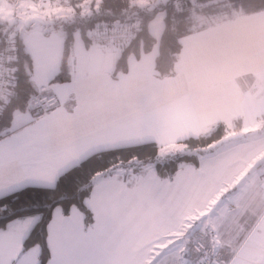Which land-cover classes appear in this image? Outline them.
<instances>
[{
  "label": "crops",
  "instance_id": "obj_1",
  "mask_svg": "<svg viewBox=\"0 0 264 264\" xmlns=\"http://www.w3.org/2000/svg\"><path fill=\"white\" fill-rule=\"evenodd\" d=\"M33 1L52 19L71 12L59 0ZM31 28L24 26L23 36L36 70L33 82L47 85L57 99L36 116L14 113L17 129L0 139V196L28 185L53 186L62 172L100 150L148 141L164 149L242 118L239 139L172 179L152 168L139 176L121 169L101 175L86 199L93 215L88 224L78 208L68 215L54 208L46 264H197L198 238L215 264H264V180L254 176L256 188L219 189L246 180L247 164L257 167L254 158L264 152V132L249 135L262 129L264 115V9L183 36L174 73L164 78L154 74L158 48L130 56L128 70L114 76L124 40L88 41L74 45L70 81L54 82L63 38ZM225 192L235 199L218 205ZM35 222L34 216L18 218L0 230V264H38V245L21 251Z\"/></svg>",
  "mask_w": 264,
  "mask_h": 264
},
{
  "label": "trees",
  "instance_id": "obj_2",
  "mask_svg": "<svg viewBox=\"0 0 264 264\" xmlns=\"http://www.w3.org/2000/svg\"><path fill=\"white\" fill-rule=\"evenodd\" d=\"M148 1L59 0V3L68 6L71 12L66 17L53 18L52 22L45 24L48 29H45V26L43 30L44 35L58 33L63 38L59 69L52 81L67 82L71 79L69 61L74 50L76 31L80 32L87 43L93 42L90 40L92 34L118 29L113 27L114 23L124 22L132 25L130 30L133 35L124 43L115 60L113 75L118 76L128 70L130 56H140L153 48L156 37L151 33L149 23L162 11L163 29L157 42L154 74L158 78H164L174 73L183 36L232 18L236 14L264 9V0H163L154 5H150ZM14 26L15 22L10 24L0 18V54L7 39L11 41L7 60L8 88L0 99V139L17 129L12 128L15 112L29 111L36 116L55 106L42 110L32 103V98L39 93L40 86L37 88L33 82V61L26 49L24 36ZM119 42L121 41L114 43ZM47 92L55 95L48 87ZM261 127L262 129L249 135L253 137L264 132V115L261 117ZM241 128V117L229 122H218L207 132L170 145L169 147H173L177 152L162 161L159 158L162 146L154 141L94 152L62 172L53 186L28 185L0 196V230H4L14 219L36 217V222L23 240L21 251L38 245V264H46L50 258L47 225L54 208L59 207L64 215H68L73 207L78 208L84 214L86 223L92 222L93 215L86 205V199L94 185L92 178L95 175L112 174L121 169L130 176H139L152 164L151 167L158 177L172 179L188 164L199 167L202 161L200 157L214 151L210 149V145ZM183 147L191 149V152L184 153L181 150Z\"/></svg>",
  "mask_w": 264,
  "mask_h": 264
},
{
  "label": "rangeland",
  "instance_id": "obj_3",
  "mask_svg": "<svg viewBox=\"0 0 264 264\" xmlns=\"http://www.w3.org/2000/svg\"><path fill=\"white\" fill-rule=\"evenodd\" d=\"M12 1V2H10ZM40 1V3L42 5H48L50 0H38V2ZM144 1V0H143ZM159 1H163V0H149L147 3H149L150 5H154ZM34 1L33 0H0V17L3 19H6L8 21V23L12 24L14 22L15 25L17 27L20 26V31L23 34L24 31V26H28L30 23L32 24V32H36L39 31L41 28H43L46 26L45 24L52 22V17L49 14H45L46 12H41V8H37L34 5ZM30 5H32V7L30 8ZM34 6V7H33ZM36 9V10H34ZM163 12L159 11L155 17L151 20L150 24H149V29L151 31V33L156 37V43L154 44L153 48H158V38H159V34H161V30L163 27ZM115 25H120L122 28H118L119 30H124L123 28L127 29L132 28V25H129L127 23H114ZM45 29H48L47 26ZM90 31H88L89 33ZM159 32V33H158ZM131 34H128V36L122 38L120 41H123L124 43H126L127 40L130 38ZM79 43V45L84 43L83 38L80 35L79 31L75 32V44ZM78 45V46H79ZM36 70H34L35 72ZM33 72V73H34ZM256 119V118H254ZM20 123V119L19 117H14L13 121H12V126L13 125H17ZM256 125H260V122H256ZM239 139V138H238ZM237 139L234 140H230V141H235ZM229 142V141H227ZM226 142L222 143L220 145L212 144L210 145V149L214 150L213 153H215L217 150H223L222 148H224L226 146ZM184 153L187 152H191V149H187L185 147H183V149H181ZM177 151H175L174 148H164L160 150V161H162L164 158L169 157L170 155H174ZM207 155V154H206ZM203 155L200 158H204ZM159 160V159H158ZM254 161L256 162V166L257 167H253L250 163L247 164L246 169H248V173H250V175L248 174V176H246V180H234L232 182H224L223 185L219 188L220 190H225L226 187L228 189H235L234 187L237 188H242V189H251V188H256L258 185V179H255V177L258 178V175H260V179L263 181L264 180V152L259 154L257 159L254 158ZM253 162V160L251 161V163ZM152 164H149V167L146 168V170L151 169ZM145 174V172H143ZM106 176V175H104ZM103 176H101L99 173L98 175H95L92 179L93 182H97L99 179H101ZM263 183V182H262ZM237 185V186H236ZM235 199V197L232 194H229V192H225V194L220 195L219 196V200L220 203L218 205H221L222 203H226V205L230 204L231 201H233ZM222 202V203H221ZM215 204V206H218ZM219 220V218L217 219V221ZM222 221H226V218H224ZM195 242V241H194ZM194 244V243H193Z\"/></svg>",
  "mask_w": 264,
  "mask_h": 264
},
{
  "label": "built area",
  "instance_id": "obj_4",
  "mask_svg": "<svg viewBox=\"0 0 264 264\" xmlns=\"http://www.w3.org/2000/svg\"><path fill=\"white\" fill-rule=\"evenodd\" d=\"M64 1V0H63ZM68 1V0H65ZM128 36L124 30H104L97 34H92L90 40L103 44L107 42H118L122 38ZM11 41L8 38L3 51L0 54V99L5 95L8 88V52L10 50ZM56 97L54 94L47 92V86L42 85L39 87V93L32 98L34 106L42 110L49 109L55 105ZM194 250L198 254L197 264H215V258L210 248L200 239H196L193 244Z\"/></svg>",
  "mask_w": 264,
  "mask_h": 264
},
{
  "label": "water",
  "instance_id": "obj_5",
  "mask_svg": "<svg viewBox=\"0 0 264 264\" xmlns=\"http://www.w3.org/2000/svg\"><path fill=\"white\" fill-rule=\"evenodd\" d=\"M241 136H242V132H241L240 130H238V131H236V132H233V133H230V134H228V135L223 136L221 139H219V140L216 142V144H217V145H220V144L225 143V142H227V141L234 140V139H238V138H240ZM185 262H186V261L184 260V263H185Z\"/></svg>",
  "mask_w": 264,
  "mask_h": 264
}]
</instances>
